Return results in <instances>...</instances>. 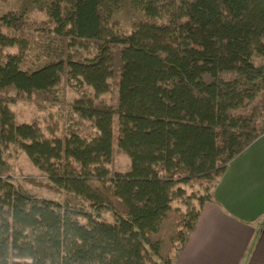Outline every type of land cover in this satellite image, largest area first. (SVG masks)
I'll return each instance as SVG.
<instances>
[{
	"label": "trees",
	"instance_id": "trees-1",
	"mask_svg": "<svg viewBox=\"0 0 264 264\" xmlns=\"http://www.w3.org/2000/svg\"><path fill=\"white\" fill-rule=\"evenodd\" d=\"M263 93L264 0H14L0 14V264H176L229 163L264 134ZM16 102L84 125L46 137L16 122ZM11 147L64 199L26 191Z\"/></svg>",
	"mask_w": 264,
	"mask_h": 264
},
{
	"label": "crops",
	"instance_id": "crops-1",
	"mask_svg": "<svg viewBox=\"0 0 264 264\" xmlns=\"http://www.w3.org/2000/svg\"><path fill=\"white\" fill-rule=\"evenodd\" d=\"M176 264H264V134L228 165Z\"/></svg>",
	"mask_w": 264,
	"mask_h": 264
},
{
	"label": "rangeland",
	"instance_id": "rangeland-1",
	"mask_svg": "<svg viewBox=\"0 0 264 264\" xmlns=\"http://www.w3.org/2000/svg\"><path fill=\"white\" fill-rule=\"evenodd\" d=\"M14 0H0V14L7 13ZM30 21H42L44 15L40 12L31 15ZM6 32H11L10 29L4 28ZM26 31L33 33L37 31V24L31 23L26 26ZM11 34H14L12 32ZM64 90L63 88H61ZM67 102L73 104L80 97L79 92L74 87L66 88ZM112 94H104L97 97L96 103L103 104L112 102ZM259 104H264V93L259 97ZM252 105L249 106L251 108ZM10 108L14 112L17 123H35L43 131L44 135L49 138L62 137L65 134H70L72 131L81 132L84 121L71 109L65 110L59 107H53L47 111L39 110L38 107L29 102H16L10 104ZM240 112L246 113V110ZM248 112V111H247ZM87 123V122H85ZM11 157L10 164L13 167L12 175L23 185L29 193L33 195L55 198L58 200L64 199V194L56 193L53 189L46 186L47 178L42 171L36 167L31 159L22 151H18L15 147L10 148ZM131 160L129 156L123 152L117 145L115 151V170L117 172H125L130 168ZM34 181H31V179Z\"/></svg>",
	"mask_w": 264,
	"mask_h": 264
}]
</instances>
